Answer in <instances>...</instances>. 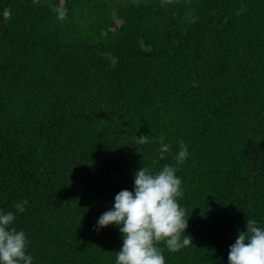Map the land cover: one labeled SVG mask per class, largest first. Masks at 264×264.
I'll use <instances>...</instances> for the list:
<instances>
[{
  "label": "trees",
  "instance_id": "trees-1",
  "mask_svg": "<svg viewBox=\"0 0 264 264\" xmlns=\"http://www.w3.org/2000/svg\"><path fill=\"white\" fill-rule=\"evenodd\" d=\"M164 165L193 244L165 264H228L264 227V0H0V213L32 264H116L98 219Z\"/></svg>",
  "mask_w": 264,
  "mask_h": 264
},
{
  "label": "clouds",
  "instance_id": "clouds-1",
  "mask_svg": "<svg viewBox=\"0 0 264 264\" xmlns=\"http://www.w3.org/2000/svg\"><path fill=\"white\" fill-rule=\"evenodd\" d=\"M33 2L39 3V0ZM53 11L60 21L66 19L67 9L63 4L54 6ZM3 16L5 20L10 19V10L5 9ZM163 141L161 136L158 141L161 159L170 151ZM148 142L143 135L136 141L138 144ZM187 156V147L181 141L177 163L182 164ZM176 172L177 169L170 165H164L155 173L142 167L135 173L134 192L121 190L115 196L114 207L99 217V228L116 225L123 234V246L117 252L116 264H165L159 245L163 244L170 252L193 245L191 237L185 235L188 218L178 203L184 193ZM27 203L26 200L17 203L16 210L24 212ZM15 218L11 211L0 213V264H32V256L26 254L25 232L12 226ZM246 227L230 246L228 264H264V227H259L254 219H247Z\"/></svg>",
  "mask_w": 264,
  "mask_h": 264
}]
</instances>
